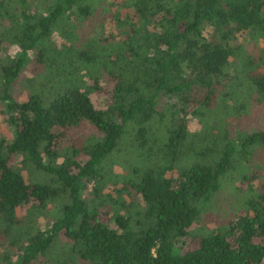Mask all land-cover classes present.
<instances>
[{"label":"trees","instance_id":"trees-1","mask_svg":"<svg viewBox=\"0 0 264 264\" xmlns=\"http://www.w3.org/2000/svg\"><path fill=\"white\" fill-rule=\"evenodd\" d=\"M260 40L264 0H0V102L13 133L0 137V229L13 248L0 264L264 262V181L226 225L197 241L189 232L221 178L264 148L262 126L226 121L264 101ZM30 64L39 84L19 101ZM190 113L202 130L188 132ZM129 135L127 172L112 171ZM17 155L49 180L26 181Z\"/></svg>","mask_w":264,"mask_h":264},{"label":"rangeland","instance_id":"rangeland-1","mask_svg":"<svg viewBox=\"0 0 264 264\" xmlns=\"http://www.w3.org/2000/svg\"><path fill=\"white\" fill-rule=\"evenodd\" d=\"M109 1V0H108ZM113 1V0H112ZM115 2L119 0H114ZM115 7H111L108 13H106V17H110ZM106 34L109 33H117L115 32L114 25L112 22L108 21L105 27ZM53 39H57L56 35L53 36ZM59 42V40H56ZM59 44V43H58ZM258 46L264 47V40H260ZM259 47V48H260ZM260 53L264 54V48H260L258 50ZM9 52V51H8ZM12 54V51L9 52ZM35 68L32 64L28 65L27 69L21 73L19 82L15 84V92L17 100L25 101L27 99V95L30 89H36L39 83L36 81H29V79L42 72V69L35 74L33 71ZM38 71V68L35 70ZM260 71H264V64L261 66ZM93 103L104 109L107 105V101L101 94L92 95ZM168 106L172 104L173 101H168ZM240 103H234L235 106H239ZM2 104L0 102V137H4L7 140L12 139V128L6 121V115L3 113ZM238 108V107H237ZM191 110V109H190ZM242 115V114H241ZM202 118V117H201ZM199 116L188 114L187 116V129L188 132H197L202 130V122ZM202 120H206L203 119ZM226 121L230 123L233 128H236V131H248L254 127L262 126L264 128V101L258 102L254 101L250 105V109L248 113L243 114L242 117H238L235 115H228ZM205 123V122H204ZM250 126V127H249ZM88 131V130H87ZM233 131V130H232ZM216 130L214 131V134ZM211 136H214L211 134ZM131 136L128 138H124L121 141V148L117 151V158L115 162H111V169L115 172H127V161L130 160L131 156V147L130 145ZM260 148V147H258ZM259 155L255 157H250L248 161L243 162L238 167L231 168L220 180L219 190L214 194L212 199L208 204L202 209L201 214L198 219L193 223L189 232L190 236L194 235L193 240H198L202 236L209 233L211 230L222 227L226 225L243 207L244 200L250 196L258 184L264 181V148H260L258 151ZM129 158V159H128ZM186 156L185 159H187ZM132 160V159H131ZM192 160H183L181 163L188 164ZM12 162L15 163L18 168L21 170L26 181L29 182H44L49 180V175L45 172L35 169L34 167L28 166L27 164L22 162V157L20 155L15 156L12 159ZM257 176V179H249L244 181V176ZM170 175L176 176L177 172H170ZM113 186L108 184L105 186L103 191L105 193H112ZM114 194V193H113ZM30 210V205H25L17 209L18 217H25L26 213ZM50 215L41 217L42 222L40 223L41 227L44 226L45 220H48ZM185 243H190L191 246H194L195 241L191 239V237L185 238ZM196 240V241H197ZM63 243V240L60 244ZM59 244V245H60ZM58 245V246H59ZM57 246V248H58ZM5 250L13 251V248L9 246L8 238L2 233L0 229V253H3ZM261 264H264L262 262Z\"/></svg>","mask_w":264,"mask_h":264}]
</instances>
